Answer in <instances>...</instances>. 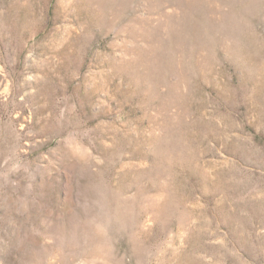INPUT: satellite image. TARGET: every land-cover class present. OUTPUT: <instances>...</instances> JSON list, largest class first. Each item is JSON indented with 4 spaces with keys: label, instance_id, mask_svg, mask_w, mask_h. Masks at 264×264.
Segmentation results:
<instances>
[{
    "label": "rangeland",
    "instance_id": "374dc122",
    "mask_svg": "<svg viewBox=\"0 0 264 264\" xmlns=\"http://www.w3.org/2000/svg\"><path fill=\"white\" fill-rule=\"evenodd\" d=\"M0 264H264V0H0Z\"/></svg>",
    "mask_w": 264,
    "mask_h": 264
}]
</instances>
